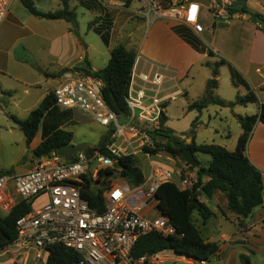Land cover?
Listing matches in <instances>:
<instances>
[{"label": "built area", "instance_id": "built-area-1", "mask_svg": "<svg viewBox=\"0 0 264 264\" xmlns=\"http://www.w3.org/2000/svg\"><path fill=\"white\" fill-rule=\"evenodd\" d=\"M14 1L0 0V25ZM237 2L145 0L140 13L147 22L164 20L191 27L200 35L205 29L199 19L203 9L210 13L213 22L226 25L244 14L233 11ZM140 61L136 56L131 71L127 115H118L108 106L100 78L72 69L63 72L60 83L52 90L55 106L91 116L108 128V141L104 150L90 147L70 159L54 151L37 158L24 173L0 175V216L8 214L20 201L30 206V211L16 221L15 240L0 249H14L12 258L3 264H47L54 246L76 253L77 264H156L173 252L139 258L132 255L139 239L148 233L176 234L170 219L157 207L156 192L168 180L162 182L158 170L132 187L121 175L122 167L116 166L122 157H134L146 148L155 149L156 140L151 132L160 128L166 103L183 94L182 90L172 95L164 93L165 83L175 82L167 74L168 65L144 62L140 70ZM186 167L191 166L186 163ZM184 175L180 185L184 190L191 189L194 172ZM85 191L101 193L103 210L89 205L83 197ZM152 200L155 203L149 206ZM152 210H156V216L149 218ZM195 261L189 259L190 264ZM196 263L205 264V261Z\"/></svg>", "mask_w": 264, "mask_h": 264}, {"label": "crops", "instance_id": "crops-1", "mask_svg": "<svg viewBox=\"0 0 264 264\" xmlns=\"http://www.w3.org/2000/svg\"><path fill=\"white\" fill-rule=\"evenodd\" d=\"M19 2L20 0L13 2L7 18L0 25V76L2 77L12 75L9 71L11 59L18 66L38 61L34 49V38L39 35L35 27L37 22H33L30 26L32 18L29 19L24 13L15 11L19 9ZM126 2L127 0H79V5L85 9L88 8L94 14L96 24L91 29L94 33L101 38L95 29L99 24H103L110 30L108 44L103 42L109 55L107 62L110 60L111 50L123 45L140 58V70L144 68V62L162 67L168 65L167 74L174 78L175 82L168 80L163 87L164 93L172 95L182 90L183 94L166 103L165 126L168 128L170 105L178 97H184L181 98L180 116L186 120L189 131L194 125L195 133L210 130L214 136L208 144L205 141H198L195 133L193 136L183 137L171 130L172 134L188 144L194 141L197 145H218L228 151H234L242 133L238 116L259 115L260 106L264 104V30L251 19L249 14L233 18L223 27L214 29L212 16L203 9L199 18L200 22L203 23L202 15L204 14L209 16L210 22L208 25L203 23L204 32L198 35L191 27L184 25L164 20L147 22L140 13L145 0H132L128 6ZM32 4L42 12H56L63 8L61 0H34ZM245 5L248 11L264 17V0H246ZM69 6L76 12L75 3L71 0H69ZM34 18L46 21L42 24L46 29L59 30L54 33L57 35H52V38L48 39L52 63L56 61L61 70L97 71L93 60L88 59L94 48L75 34L72 23L64 19L47 20L36 16ZM178 26L189 29L200 50L176 32ZM209 51H212V55ZM221 61L226 63L218 69L217 86L211 90L210 96L224 101L227 105L220 106L210 102L208 105L217 106L210 108L207 105L201 111L190 110V105L202 101L207 95V84L213 78V68ZM230 66L239 74L236 84L233 83ZM148 68V65H145V70ZM195 71L201 72L199 80H196ZM227 72L229 84L222 82L221 78ZM55 76V73L48 71L47 77ZM247 86L256 94L258 102L237 104V98L247 95ZM1 92L6 94L5 91ZM46 95L47 92L43 99ZM217 137L228 143H217L215 139ZM40 143L41 140L37 144ZM246 154L252 165L262 173L264 187V124L258 122L255 125L247 144ZM143 173L147 176L150 170ZM174 183L179 189L184 190L177 179ZM200 200L209 206L214 215L207 223H203L197 213L193 218H199L198 227L204 239L218 243L220 246L218 254L209 261H205V264H264V202L250 217L238 218L228 210L227 199L220 191H217L210 201L204 196H200ZM160 259L156 264H190L189 259L193 258L179 256L172 252L169 253V257ZM196 261L195 264H197Z\"/></svg>", "mask_w": 264, "mask_h": 264}, {"label": "trees", "instance_id": "trees-1", "mask_svg": "<svg viewBox=\"0 0 264 264\" xmlns=\"http://www.w3.org/2000/svg\"><path fill=\"white\" fill-rule=\"evenodd\" d=\"M237 1L236 9L233 11H239L246 15L249 14L251 19L261 24V29L264 30V17L261 14L248 11L245 5L246 0ZM61 2L63 8L56 12L39 11L28 0H24L23 4L33 16L47 20L64 19L72 24H76L77 14L74 10L70 9L69 0H61ZM131 2L132 0H127L126 5H130ZM93 25L94 22L90 25L91 29ZM223 26L215 22L213 23L214 29ZM95 29L107 45L109 34L97 28ZM176 32L191 42L196 49L200 50L196 46L194 37L189 29L181 26L176 28ZM209 54L212 55V51H209ZM135 58L136 55L133 52L127 50L123 45H119L111 50L110 60L103 70L94 72L90 69H78V71L84 74H90L102 80L103 97L108 106L118 115H127L129 113L126 98ZM225 63V61H221L214 66L213 78L207 84V95L202 101L190 105V110L196 109L201 111L210 102L220 106L227 105L224 101L213 99L210 96L211 90L217 86L218 69ZM230 68L233 83L236 84L239 74L231 66ZM69 70L71 69L65 70V72ZM255 102H258L257 96L249 87L247 95L236 100V103L241 105ZM54 106L55 101L51 92L44 97L35 110L30 112L27 119L18 122L20 129L26 136L28 144L37 135L43 117ZM63 113L66 114L68 112L64 111ZM238 120L242 126V133L238 138L236 149L228 151L226 148L218 145H197L194 141L189 144L186 143L181 138L174 136L172 131L165 126L167 117L164 113L162 114L160 128L151 132V134L156 140L161 138L167 140L164 147L169 154L178 156L183 160L181 156L182 151L191 149L195 157L197 154H205L210 159L204 164L200 162L201 165L196 171L197 181L191 189L181 190L173 182H164L159 186L156 192L158 210L162 215L170 219L176 229V234L163 236L157 232H151L142 236L133 249L132 255L134 257L152 256L170 250L179 256L193 258L197 261H209L213 256L217 255L220 250L219 244L206 241L193 218L194 214L197 213L202 222L207 223L214 215L209 206L200 200V196H204L210 201L217 191L222 192L227 199L228 210L238 218L250 217L256 208L263 205V175L252 165L246 151L255 125L258 122L264 124V104L260 106L259 115L238 116ZM194 133L193 125L190 134L193 136ZM73 137L74 134L72 132L56 127L34 149V154L38 158L49 155L59 147L72 144ZM107 141L108 135L103 139L99 148L104 150ZM158 151V149H145V152L152 155L157 154ZM120 161L122 162L121 175L129 185L132 187L140 185L144 180V173L136 164L134 157H122ZM191 168L194 169L195 167ZM5 173L10 172L2 171L0 175ZM86 189H88V185ZM83 197L92 208L103 210L101 193L94 194L93 192L85 191ZM28 211H30V206L26 202L20 201L8 214L0 216V249H3L15 240L17 235L15 228L16 221ZM77 262L78 256L76 253L61 246H54L47 264H77Z\"/></svg>", "mask_w": 264, "mask_h": 264}, {"label": "rangeland", "instance_id": "rangeland-1", "mask_svg": "<svg viewBox=\"0 0 264 264\" xmlns=\"http://www.w3.org/2000/svg\"><path fill=\"white\" fill-rule=\"evenodd\" d=\"M23 1L20 0L18 3L19 9L15 11L17 13H24L29 19L31 17L33 21L30 22V26L33 22H37L35 27L39 35L34 38V49L36 50V60L38 61L29 62V65L18 66L11 59L9 62V71H11L12 75L0 76V82L2 83L0 84V172L9 171L16 174L24 173L32 168L34 161L38 158L34 154V149L38 146L37 143L40 140L42 142L56 127L74 134L72 144L86 142L91 144V148H99V145L109 133L108 128L102 126L87 114L77 110L67 111L68 113L64 114L63 109L54 106L43 117L35 138L30 144L27 143L26 136L20 129L18 122L25 120L29 113L39 106L46 92L47 94L52 92L60 83L59 79L65 70H61L59 65L56 64V61L52 63L53 58L49 55L50 41L48 39L52 38V35H57L54 33L59 30L51 31L44 28L42 24H45L46 21L30 15ZM28 1L32 3L34 0ZM71 1L75 3L74 7H76L77 14L76 24H72L75 34L94 48L88 59L93 60V65L97 71L102 70L106 66V63H108L109 55L101 38L90 28L91 23L95 19L94 14L88 8L85 9L79 5V0ZM202 22L206 25L209 24L210 18L207 14L202 15ZM94 24L96 23L94 22ZM96 27L98 30L107 32L110 35V30L106 26H103V24L96 25ZM48 71L55 73L56 76L47 77ZM194 74L196 80H199L201 72L195 71ZM221 78L222 82L224 81L225 84L226 82L229 84L228 72L223 74ZM1 91H5L6 94H2ZM181 98L184 97H178L170 105L168 128L177 135L187 137L191 136V134L186 120L180 116L182 108ZM217 105L209 104L208 107L215 108ZM196 135L198 141H205L208 144L214 136L210 130L196 132L195 137ZM215 139L217 143L227 142L225 140L221 141L222 139L218 137ZM166 142L165 138L155 141L154 148L159 150L155 155L149 154L150 157L145 156V158L144 155L147 153L143 151L142 154L139 153L134 156L136 164L141 168L142 172H146L149 169L151 173H156L159 170L158 175L160 176L162 174L160 177L162 182L168 180V182L174 183V180L177 179L180 183V178L181 176L185 177V172H194V175H192L194 184L197 181V168L192 169V166L187 168L184 160L178 156L169 154L164 147ZM196 157L203 164L210 159L205 154H197ZM218 200L221 202V199L218 198ZM154 203L155 200H152L149 206H152ZM155 212L156 210H152L149 213V218L155 217ZM198 219V217L196 219L194 218L197 226L199 225ZM13 250L7 249L0 251V264L7 263L12 258L10 255L14 253L12 252ZM19 264L24 263L21 262Z\"/></svg>", "mask_w": 264, "mask_h": 264}, {"label": "water", "instance_id": "water-1", "mask_svg": "<svg viewBox=\"0 0 264 264\" xmlns=\"http://www.w3.org/2000/svg\"><path fill=\"white\" fill-rule=\"evenodd\" d=\"M91 147L90 143L82 142L77 144H70L66 146L59 147L56 151L59 155L63 156L66 159H70L74 154L78 152L86 151ZM181 156L183 160L190 166L199 168L200 162L196 159L195 154L191 149H185L182 151ZM117 167H122V162L119 161L116 164Z\"/></svg>", "mask_w": 264, "mask_h": 264}]
</instances>
